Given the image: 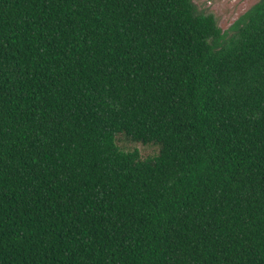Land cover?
<instances>
[{"label":"trees","instance_id":"1","mask_svg":"<svg viewBox=\"0 0 264 264\" xmlns=\"http://www.w3.org/2000/svg\"><path fill=\"white\" fill-rule=\"evenodd\" d=\"M0 264H264V0H0Z\"/></svg>","mask_w":264,"mask_h":264},{"label":"rangeland","instance_id":"2","mask_svg":"<svg viewBox=\"0 0 264 264\" xmlns=\"http://www.w3.org/2000/svg\"><path fill=\"white\" fill-rule=\"evenodd\" d=\"M200 10L205 12H214L219 25L224 31L231 33V27L234 22L251 8L259 0H194ZM121 147L126 150L138 149L142 157H151L157 153V148L150 145H142L125 139L119 140Z\"/></svg>","mask_w":264,"mask_h":264}]
</instances>
